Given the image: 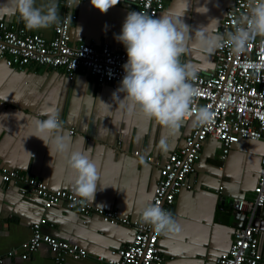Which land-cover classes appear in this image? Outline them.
Returning a JSON list of instances; mask_svg holds the SVG:
<instances>
[{
  "label": "crops",
  "instance_id": "0c3cea01",
  "mask_svg": "<svg viewBox=\"0 0 264 264\" xmlns=\"http://www.w3.org/2000/svg\"><path fill=\"white\" fill-rule=\"evenodd\" d=\"M230 1L188 0V8L180 19L191 28L189 52L181 57V62L192 65L197 74L208 73L214 67V54L207 56L197 47L202 27L215 18L219 20V30ZM48 2L36 0V6ZM56 3L60 17L64 8L60 0ZM185 6L186 0H166L156 17L182 12ZM135 7V0H120L101 13L90 0H79L73 7L77 18L69 28L71 42L97 48L107 43L115 50L126 51L115 37L120 34L128 12ZM199 7L208 11L197 12ZM2 20L14 24L20 19L16 16ZM29 31L50 39L53 25ZM117 89L99 84L81 68L69 79L59 67L30 63L12 68L0 60V163L43 181L49 189L62 188L74 193L75 173L67 159L71 152L79 151L96 165L100 176L90 203L114 209L130 219L142 218L140 210L149 205L159 177L154 161H163L183 145L193 118L184 120L179 131L170 135L167 129L129 105ZM47 109H55L60 118V134L71 137L67 152L53 151L50 155L42 140L30 136L34 121L47 118L42 115ZM71 127L74 133L69 132ZM162 140L166 148L161 146ZM135 150H140L141 155L135 156ZM220 151V141L208 138L188 176L190 187L177 193L169 212L180 231L160 235L162 264H215L217 257L228 252L234 228L244 221L230 202L234 197L252 195L259 174L255 162L259 161L260 168L264 141L240 139L224 160L220 159ZM148 155L154 161H147ZM22 189H26L22 182L0 179V264H54L53 252L46 244L26 259L19 254V246L29 239L35 222L43 233L87 250V257H66L64 264H106L95 256H108L112 249L132 239L131 228L106 223L94 213L68 209L63 202L44 207L39 196ZM259 249L264 252V235Z\"/></svg>",
  "mask_w": 264,
  "mask_h": 264
},
{
  "label": "built area",
  "instance_id": "2783aa9c",
  "mask_svg": "<svg viewBox=\"0 0 264 264\" xmlns=\"http://www.w3.org/2000/svg\"><path fill=\"white\" fill-rule=\"evenodd\" d=\"M64 12L53 25V36H43L27 30L18 20L9 24L0 19V60L7 67L23 68L34 63L61 68L69 79L78 69H83L99 84L119 87L125 75L123 65L127 61L126 51L115 50L109 44L94 47L88 43H72L69 33L71 23L77 18L71 0H60ZM166 0H135V9L156 17L165 7ZM251 0H231L226 6L219 32L234 31L237 21L249 13ZM197 90L193 108L207 106L213 114L209 125L193 127L185 135L183 145L172 151L163 161L153 160L159 168V177L149 205L159 204L170 210L177 193L189 188L188 176L194 171L203 144L210 137L220 141V159L224 160L232 145L240 139L264 141V39L257 37L249 43L247 51L240 55L231 53L225 46L214 53V67L204 74H197L192 81ZM194 118L186 116L184 120ZM60 122V118L58 117ZM74 128H69L74 133ZM264 153V152H263ZM140 156V150H135ZM259 174L250 197H234L231 207L244 215V221L233 230L232 240L226 254L216 258L215 264H264V252L259 249L260 236L264 235V213L258 210L264 206V155L260 156ZM0 179L7 183L22 182L26 190L39 196L44 207L65 203L71 210L83 214H96L112 225L132 229L131 241L108 256L96 255L95 259L106 264H162L158 249L161 234L142 218L130 219L121 216L114 209H105L90 202H82L75 193L62 188L49 189L43 181L7 168L0 163ZM221 187L218 188L220 192ZM43 244L53 252L54 264H64L66 257L85 258L87 250L74 243L43 233L39 223L31 225V236L21 243L19 254L26 259Z\"/></svg>",
  "mask_w": 264,
  "mask_h": 264
},
{
  "label": "clouds",
  "instance_id": "9594fccd",
  "mask_svg": "<svg viewBox=\"0 0 264 264\" xmlns=\"http://www.w3.org/2000/svg\"><path fill=\"white\" fill-rule=\"evenodd\" d=\"M90 2L101 13H106L120 0ZM71 3L74 7L79 0H71ZM187 8L188 0L182 12L164 13L159 17L130 11L120 34L115 37L125 46L127 53V61L123 65L125 75L117 92L123 93L129 105L139 109L146 119L167 129L170 135L179 131L186 116L194 115L193 127L209 125L213 121V114L207 106L192 107L197 96L192 81L196 79L197 72L192 65L181 62V57L189 52L191 28L180 19ZM196 11L205 13L208 9L199 7ZM16 16L27 30L46 29L58 23L59 5L56 0L40 6H36V0H4L0 3V19ZM218 24L219 20L213 18L202 27L197 45L202 53L211 56L225 46L234 55L246 52L250 42L257 37L264 39V0H251L249 13L237 21L234 31L221 33ZM42 115H47V118L34 121V131L30 136L42 140L50 155L53 151L67 152L71 137L60 134L61 124L55 109H47ZM161 146L166 148L163 140ZM67 163L75 173L74 193L82 202H92L100 180L96 165L79 151L71 152ZM255 170H260L258 160ZM140 214L143 222L152 226L157 234L167 236L180 231L173 215L159 204L143 207Z\"/></svg>",
  "mask_w": 264,
  "mask_h": 264
},
{
  "label": "water",
  "instance_id": "95a60500",
  "mask_svg": "<svg viewBox=\"0 0 264 264\" xmlns=\"http://www.w3.org/2000/svg\"><path fill=\"white\" fill-rule=\"evenodd\" d=\"M260 211H261V213H264V206L260 209ZM237 214H239L240 217H243V218H244V215H243L242 213L237 212ZM261 237H262V235L260 236V240H261ZM259 242H260V241H259Z\"/></svg>",
  "mask_w": 264,
  "mask_h": 264
},
{
  "label": "bare ground",
  "instance_id": "6f19581e",
  "mask_svg": "<svg viewBox=\"0 0 264 264\" xmlns=\"http://www.w3.org/2000/svg\"><path fill=\"white\" fill-rule=\"evenodd\" d=\"M262 208V207H261ZM260 208V209H261ZM260 209L258 210V216H261L263 213H261Z\"/></svg>",
  "mask_w": 264,
  "mask_h": 264
}]
</instances>
